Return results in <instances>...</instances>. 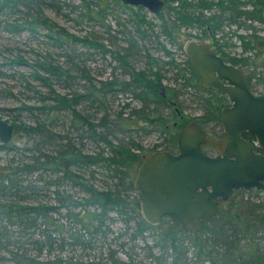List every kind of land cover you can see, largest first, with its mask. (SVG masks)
Masks as SVG:
<instances>
[{
    "label": "trees",
    "instance_id": "trees-1",
    "mask_svg": "<svg viewBox=\"0 0 264 264\" xmlns=\"http://www.w3.org/2000/svg\"><path fill=\"white\" fill-rule=\"evenodd\" d=\"M53 1L55 0H2L0 4V8L7 7L8 13H21L20 7H23V24L14 27L20 26L31 34L46 31L41 35L51 39L54 45L63 51L67 63L65 66H54L47 62L45 56H42L43 60L37 61L36 64L45 74L36 73V75L50 87V92L53 93L50 98L51 104L39 106L41 110H46V118L37 120L33 125H26V133L33 139L35 150L39 152L38 155L32 156L31 162L23 163L21 167L10 165L8 171L0 175V253L2 251L8 253L12 264H61L57 258L53 261H41L36 256L44 250L51 252L56 246L62 249L66 244L57 243L59 238L52 236V231L58 233L59 226L62 225L58 224V226L49 220V212L55 210V206L42 203L22 204L28 201L30 193L37 190L32 180H28V175L50 170L57 175L56 180L71 181L82 187L86 196L83 202L77 203L94 208L85 209L81 215L78 212H68V214H72L80 222L84 232L96 234L99 231H109L106 222L112 219L110 213L114 212L119 216L125 215L123 219L126 224L130 220L133 221L135 236L147 230L150 225L140 213L137 194L133 199L128 193L134 190L131 173L137 162L141 163L139 151L143 148L131 141L130 135L115 141L112 137L113 129L122 128L124 131L132 132L136 129L132 128L134 126L143 129L145 125H151L168 133L166 125L172 120L169 123L172 125L174 121L175 134L170 135L164 150L173 151L176 134H179L189 122L195 121L202 125L216 124L221 129V137L226 141L220 125V110L226 104L227 98L215 89L202 85L188 58L186 66L180 67L172 57L165 61L157 60L147 52L146 46L150 39L148 30L153 32L152 26L155 24L146 17V8L125 4L121 0H113L112 4L109 0L60 2L65 9H68L69 14L74 13L78 16L75 18L78 22L84 18L92 21L103 20L113 13L115 7L133 12V16L126 20V22H130V19L133 21L131 29L117 30L118 33H122L117 38L118 42L111 38L114 48L110 50L115 61L113 75L93 81L86 69L79 65L84 51L79 52L75 45L86 44L91 48L101 49L103 53L109 50L99 39L77 37L50 19L43 12L42 7L47 3L52 4ZM164 2V9L154 15L162 20L159 31L170 41L181 39L182 36H193L189 31L183 34L181 32L183 28L200 30L201 35L197 34L196 37L200 40L203 37L226 62L241 68L246 84L251 90L253 77H256L258 82L264 81V0H164ZM62 5H58V9H63ZM117 25L124 26L125 23H121L118 19ZM106 31L112 32L109 25ZM162 47L165 55L169 56L171 52L165 46ZM142 62L145 64L143 67L139 66ZM23 63L27 62L23 60ZM115 69H119V73L114 72ZM167 69L176 70L173 78L177 82L176 85L181 83L180 88L182 87L183 92L188 93L187 88L201 92L199 96L196 95L199 98L197 103L203 109L201 114L191 117L183 115L179 100L176 98L178 89L175 85L163 82ZM72 71L79 72L81 77L89 81V85H85V90L77 92V89H73L70 92L60 93L48 81L49 76L55 78V81H68L73 76ZM122 75L127 78H121ZM119 93H129L139 102L137 108L130 110V115L132 114L134 118L130 115L124 117L119 112L113 118L98 119L94 114L95 111L92 115L85 109V112L77 111L76 107L83 102L87 103L88 108L94 107L98 111L103 105L105 106V98L109 96L112 98ZM129 105L130 102L125 103V106L129 107ZM23 107L32 109L31 106ZM50 111L54 112L53 115L68 112L71 120L69 126L73 128L78 124L75 131L77 138L89 139L96 144L103 143L106 152L102 149V152L87 154L82 152L71 138L57 136L52 131L51 125L49 127L45 121L52 120ZM12 121L15 131H18L17 122L14 119ZM243 137L248 140L253 138L249 134H243ZM11 141L1 142L0 148L13 149L14 144H11ZM156 146L154 145L150 150L155 151ZM46 147H50L55 153L49 154L50 148ZM41 149H45L46 154ZM256 149L264 152V147ZM96 164L103 165L109 171L111 178L116 181L100 188L78 174L82 167ZM62 195L63 199H58L60 204L67 207L70 204L77 206L73 200H70L71 195ZM37 218L42 219V223H46L47 226L52 225L53 229L47 232L44 238L30 240L31 238L26 237L28 233L24 231L34 226ZM160 222L168 225V229L161 230L155 238L157 240L155 245L158 246L160 253L164 254L163 264H264V191L262 190H237L230 200L222 203L217 215L211 221L204 222L197 231H185L180 226H173L167 217L162 218ZM7 225L23 226V240L16 239L17 236L12 230L7 229ZM19 231L21 234L20 229ZM68 235L73 241L90 242L82 240L84 233L75 234L69 230ZM30 245L37 250L36 255L32 256L28 252ZM3 258L1 256V259ZM88 264L102 263L89 261ZM128 264L133 262L130 260Z\"/></svg>",
    "mask_w": 264,
    "mask_h": 264
},
{
    "label": "rangeland",
    "instance_id": "rangeland-1",
    "mask_svg": "<svg viewBox=\"0 0 264 264\" xmlns=\"http://www.w3.org/2000/svg\"><path fill=\"white\" fill-rule=\"evenodd\" d=\"M58 1L55 0L52 4H50V1V3L43 5V12L54 22L65 28L69 33L77 37L87 36L91 39H99L109 50L103 53L101 49L91 48L82 43L78 45L77 43L75 46L78 51H84L81 58L82 62L79 65L86 69L87 74L90 75L93 81H98V79L103 80L113 75L115 61L113 60V53L110 50V48H114L113 43H111V38L118 42L117 38H119L122 33H118L117 30L131 29V23H133V21L130 19V22H126V20L128 17L133 16V12L125 8L115 7L113 13H110V15L103 20L92 21L84 18L83 20L80 19L81 21L78 22V20L75 19L78 16L74 13L69 14L68 9H65V6L60 3L62 0ZM109 1L111 4L114 2L113 0ZM74 2H78V0ZM1 3L2 0H0V4ZM58 5H62L63 9H58ZM20 8L23 12V7ZM8 12L6 6L0 8V119L8 121L13 124V126L14 123L12 119H14L19 127L18 131H15L11 141V144H14V148H0V175L7 172L10 165H18L21 167L23 163L31 162L32 156L38 155L39 152L35 150L33 139L26 133V125H33L37 120L46 118V110H41L39 106L51 104L52 100L50 98L53 93L50 92V87L46 85L41 78L37 77L36 73L45 74L41 71L39 65L36 64L37 61L43 60L41 58L45 56V59L51 65L65 66V64H67L63 51L57 48L51 39L41 35L46 31H39L36 34H31L28 30H23L20 26L14 27V25L23 24L22 12ZM146 17L155 24L152 26L153 32L148 30L150 39L147 42L146 50L157 60L160 59L165 61L172 57L175 62L179 63L180 67L186 66L187 55L185 53V45L191 40L207 43V40H204L203 37L202 40L196 37L197 34L201 35V32L194 28L187 30H185V28L181 29L183 34L189 31L193 36H182L181 39L176 38L170 41L164 33L159 31L162 20L148 10L146 11ZM118 19L121 23H125V25H117ZM108 25L112 30L111 33L106 31ZM112 35L116 36L113 37ZM162 46H165V48L171 52L169 56L165 55ZM236 49L239 50V48ZM23 60L27 63H23ZM144 65L143 62L139 63L141 67ZM165 68L168 67L165 66ZM114 72L119 73V69H115ZM175 72V69H167L165 71L166 78L163 79V82L164 84L175 85L178 89L176 98L179 100L183 115L191 117L201 114L203 109L197 103L199 99L197 96H199L201 92L199 93L193 88H187L188 93L183 92L182 87L180 88L181 83L180 85H176L177 82L174 81L173 77ZM71 74L73 76H71L68 81H55V78L52 76L48 77V81L52 87L60 93L70 92L73 89H77V92L78 90H85V85H89V81L81 77L79 72L72 71ZM121 78H127V76L123 77L122 75ZM252 90L255 93L264 92V81L258 82L256 77H253ZM202 94L205 95L204 93ZM105 102V106L103 105V108H99L98 111H96L94 107L88 108L85 102L79 104L76 108L79 112H85V110H87L91 115L95 111L94 114L99 119L101 117L113 118V116H116L119 112L126 117L130 115L131 108H137V106H139V102L132 98L129 93H119L112 98L109 96L105 98ZM126 102H130L129 107L125 106ZM23 106H31L32 109H27ZM53 113L52 111L49 112V114H52V120H48V122L47 120L45 121L48 123L49 127L51 125L52 131L57 136H66L68 139L71 138L82 149V152L87 154L102 152V149L106 152L103 143L96 144L89 141V139L77 138L75 131L78 124L73 128L69 126L71 120L68 117V112L55 113V115H53ZM130 116H132V114ZM132 118H134V116H132ZM169 122L166 125L168 133L159 130V128H153L151 125H145V129L143 128L144 130L137 128V126L132 127L136 128L132 130V132H129V130L124 131L122 128H114V135H112V137L117 141L119 138L121 139L130 135L129 139L143 148L140 151L138 150L139 158L141 157L143 159L152 152L150 149L153 148L154 145H157L155 150H163L167 144L168 138L175 134L173 129L175 123L173 121L171 125ZM202 127L207 133L206 146L204 147L206 152L209 155L221 152L225 140L221 137L220 127L210 123H206L202 125ZM177 135L178 134H176V139ZM1 142L2 141H0V144ZM41 151L45 154L47 152L45 149H41ZM51 153L54 154L55 151L50 148L49 154ZM138 162L131 173L133 183L140 165ZM79 172L78 174L84 176L88 182H92L95 186L100 188L116 181V179L111 178L109 171L101 164L86 168L82 167ZM27 178L28 180H32L35 186L34 188L37 190L29 194L28 201H21L22 204L42 203L44 205L55 206V210L49 212V220L57 225H62H58L60 228L58 233H56L55 230L52 231V236L54 237L55 235L57 239L59 238L57 243H66L62 249L55 245L56 248L51 252L42 251L40 255L36 256L38 260L53 261L57 258V260L59 259L61 261V264H88L89 261L101 262L102 264H112L113 262L128 264L130 260L133 264L164 263V254L160 253L158 246L155 245L157 242L155 238L161 230L168 229V225L165 223H149L150 225L147 230L143 231L140 235L134 236L133 221L130 220L126 224L123 219L125 215H122V217L111 212L110 215L112 219L106 222V225L110 228L109 231H99L96 234L86 233L83 227H81L80 222H78L72 214H68V212H78L81 215L85 209L94 208L93 206L89 207L77 203L83 202L86 196V193H84L80 185H75L71 181L56 180L57 175H54L50 170L32 173L28 175ZM128 193L130 197L134 199L137 191L134 189L133 191H128ZM58 194H60L59 197ZM62 194L71 195L72 199L70 200H73L74 204H77V206L70 204L67 207L60 204L58 199H63ZM35 222L37 225H40L37 226L35 224L24 231L28 233L26 237L31 238L30 240L44 238L47 232L53 229L52 225L47 226L46 223H42V219L40 218H37ZM22 227L18 225H7V229L12 230L14 235L17 236L15 238H19L20 240L24 238ZM19 229L21 230V234ZM41 230L45 231L43 232ZM69 230L75 232V234L84 233L82 240H88L90 242L80 243L73 241L72 237L68 235ZM42 233H44V235ZM28 252L31 253L32 256L37 254V250L31 245L28 247ZM1 256L4 258L1 259ZM10 260L8 253L4 251L0 253V264H12ZM167 262H169V259Z\"/></svg>",
    "mask_w": 264,
    "mask_h": 264
},
{
    "label": "water",
    "instance_id": "water-1",
    "mask_svg": "<svg viewBox=\"0 0 264 264\" xmlns=\"http://www.w3.org/2000/svg\"><path fill=\"white\" fill-rule=\"evenodd\" d=\"M160 13L164 0H121ZM185 53L201 83L225 94L230 102L220 110V125L227 139L223 151H204L207 133L192 121L178 134L176 152L156 150L138 167L134 189L143 217L158 223L168 217L173 226L197 231L230 200L239 189L264 191V93L247 86L241 68L226 62L208 43L189 41ZM13 124L0 119V140L14 136ZM251 135L252 140L243 137Z\"/></svg>",
    "mask_w": 264,
    "mask_h": 264
},
{
    "label": "flooded vegetation",
    "instance_id": "flooded-vegetation-1",
    "mask_svg": "<svg viewBox=\"0 0 264 264\" xmlns=\"http://www.w3.org/2000/svg\"><path fill=\"white\" fill-rule=\"evenodd\" d=\"M199 78V77H198ZM200 80V79H199ZM203 85V84H202ZM203 86H205V85H203ZM205 87H208V86H205ZM208 88H213V89H215L216 90V88H214V87H208ZM217 91V90H216ZM218 92V91H217ZM221 94V93H220ZM221 95H224L226 98H227V96L225 95V94H221ZM230 105V102H229V100H228V98H227V102H226V104L224 105V106H229ZM244 134H247V133H244ZM173 151H175V149L173 150Z\"/></svg>",
    "mask_w": 264,
    "mask_h": 264
},
{
    "label": "bare ground",
    "instance_id": "bare-ground-1",
    "mask_svg": "<svg viewBox=\"0 0 264 264\" xmlns=\"http://www.w3.org/2000/svg\"><path fill=\"white\" fill-rule=\"evenodd\" d=\"M14 134H15V132H14ZM14 137V136H13ZM13 139V138H12ZM1 141V140H0ZM10 142V141H9Z\"/></svg>",
    "mask_w": 264,
    "mask_h": 264
}]
</instances>
